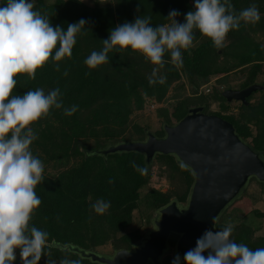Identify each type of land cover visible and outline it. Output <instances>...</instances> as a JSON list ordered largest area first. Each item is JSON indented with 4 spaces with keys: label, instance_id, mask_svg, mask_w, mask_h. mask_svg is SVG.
<instances>
[{
    "label": "trees",
    "instance_id": "trees-1",
    "mask_svg": "<svg viewBox=\"0 0 264 264\" xmlns=\"http://www.w3.org/2000/svg\"><path fill=\"white\" fill-rule=\"evenodd\" d=\"M94 1L92 4L85 0L33 2L34 10L46 13L53 27L59 25L67 30L69 23L85 19L87 24L83 31L87 35L77 37L72 58L59 62L60 71H56L55 65L49 61L43 68L37 69L35 80L29 79L26 73L19 74L16 77L18 85L13 90V94L23 95L30 89L43 88L47 93L59 87L64 107L78 105L79 109L72 116L64 115L63 108L52 109L48 118L30 125L38 135L31 145L33 154L44 165L51 163L55 168L51 172L45 166V180L35 189L42 204L31 223L50 234L51 245L46 250L48 256H43L39 264H47L49 259L60 264L65 258L79 260L80 264H102L82 256L74 248L97 251V246L107 242L114 247L111 253L119 248H132L146 232L131 225L133 211L141 196H145L146 203L155 209L173 198L178 202L186 199L193 173L179 163L174 154L156 153L147 163L144 154L136 150L107 154L100 152L110 143L143 139L151 128L133 115L143 109L150 99L157 104L164 101L172 85L177 92L172 95L175 101L171 110L168 109L170 106H160L158 109L163 121L173 123L186 113L190 105H203L204 112L215 113L229 120L238 135L261 151L264 158V99L262 102H258V99L251 101L253 91L263 93L264 89L253 90L246 97L247 103H238L237 111L229 108L232 101L225 102L222 94L224 88L233 86L228 77L234 68H242L238 88L257 82V74L264 73V0H231L237 14L255 3L260 11V21L255 25L241 22L238 30L228 34L226 47L221 48L220 52L210 38L196 30L195 47L191 49V54L183 52L180 67L173 65L170 54H166L167 64L161 69V74L167 76L166 83L155 85H150L148 81L155 66L131 49L123 54L109 52V63L97 69H89L84 61L92 51L102 50V40L107 39L110 30L117 25L134 22L137 16H150L154 27L168 24L170 20L167 17L171 10L181 13L176 19L183 23L184 15L194 10V0ZM5 3L6 0H0V6ZM66 69L68 75L64 76ZM213 76L217 78L216 83L209 81ZM182 77L189 85L190 94L184 91V81L177 82ZM201 85L202 88L208 86V91L199 90ZM197 96L202 99H197ZM212 99L219 104L217 109L210 108ZM160 128L153 131L161 135L162 126ZM133 162L146 171H137ZM155 163H158L161 172L164 170L169 176L173 186L168 191L150 186L142 193ZM251 180L264 189L263 181L251 177L249 183ZM247 186L234 201L247 192ZM98 201L110 202L106 213L98 214L93 210L92 205ZM228 207L220 214L215 225L217 230L232 224L235 226L232 239L236 243H243L253 250L264 247V234L254 235V227L246 223L243 216L228 212L227 216L232 218L228 220L223 217ZM249 211L264 216V211L259 208L250 209L247 213ZM146 222L151 223L149 215ZM176 236L172 233L168 239L171 250ZM16 256L14 264H22L19 249ZM173 259L171 251L162 257L163 264H172ZM181 264H186L183 257Z\"/></svg>",
    "mask_w": 264,
    "mask_h": 264
},
{
    "label": "clouds",
    "instance_id": "clouds-1",
    "mask_svg": "<svg viewBox=\"0 0 264 264\" xmlns=\"http://www.w3.org/2000/svg\"><path fill=\"white\" fill-rule=\"evenodd\" d=\"M194 6L184 15L183 23L176 19L181 13L171 10L168 24L154 27L150 16H137L134 22L117 25L102 40V50L92 51L84 63L89 69H97L109 63V52L123 54L131 49L155 66L148 77L149 84H164L167 76L161 74V69L167 64L166 54H170L173 65L182 66L183 52L191 54L195 47L196 30L221 49L226 47L228 34L238 30L241 22L255 25L261 19L255 3L238 14L231 0H194ZM34 9L31 0H6L0 6V264H14L17 249L22 264H39L43 256H48L50 234L31 223L42 204L35 189L45 180V165L31 150L38 135L30 125L48 118L52 109L63 108L66 116L79 110L78 105L64 107L59 87L47 93L36 88L23 95L13 94L19 74L26 73L35 80L37 69L49 61L60 71L59 62L72 58L77 37L87 35L83 31L87 21L83 18L69 23L64 30L59 25L53 27L46 13ZM63 75H68L67 69ZM133 167L141 173L146 171L134 162ZM92 208L104 214L110 202L98 201ZM212 220L216 225L219 216ZM234 227L228 224L217 232L206 230L196 246L184 254L186 264H264V247L253 250L236 243L232 239ZM47 264L55 261L49 259ZM60 264L80 261L65 258ZM172 264H181L179 254Z\"/></svg>",
    "mask_w": 264,
    "mask_h": 264
},
{
    "label": "water",
    "instance_id": "water-1",
    "mask_svg": "<svg viewBox=\"0 0 264 264\" xmlns=\"http://www.w3.org/2000/svg\"><path fill=\"white\" fill-rule=\"evenodd\" d=\"M257 88L264 89V84L228 87L222 94L228 100L247 103L246 96ZM162 130L161 136L147 130L143 139L110 143L100 152L136 150L144 154L147 163L156 153L174 154L193 173L185 203L173 198L157 208L151 218L152 226L132 248L105 254L75 247L82 256L102 264H163L162 257L170 251L173 257H183L206 230L218 231L212 218L220 217L243 193L251 177L264 182L262 152L244 141L229 120L204 112L203 105L189 106L173 123L163 121ZM171 233L177 234L172 250L168 241Z\"/></svg>",
    "mask_w": 264,
    "mask_h": 264
},
{
    "label": "rangeland",
    "instance_id": "rangeland-1",
    "mask_svg": "<svg viewBox=\"0 0 264 264\" xmlns=\"http://www.w3.org/2000/svg\"><path fill=\"white\" fill-rule=\"evenodd\" d=\"M34 1L35 0H31L32 3ZM45 1L52 2L53 0H45ZM85 1L89 2L90 4L95 2L94 0H85ZM98 1L101 2V0H98ZM104 1H106V0H103V2ZM220 51H221V49H219V52ZM240 67L241 66H238V68H234L233 70H231L229 72L228 78L230 80L231 85H233L231 87H236L237 84L242 79V77H241L242 73L240 72L241 71L240 69H242V68H240ZM216 75H217V77L219 76V74H216ZM256 78L260 83H262V80L264 79V73H262V72L258 73ZM216 79H217L216 76H213L209 79V81L216 83ZM181 81H184V83H185V87H184L185 90L184 91L186 93L190 94L191 90L189 88L188 83L186 82V79L184 77H182L181 80H179L177 82L180 83ZM236 88H238V87H236ZM204 89H206V87L202 88V85L199 88V90H204ZM176 92L177 91L173 88V85H172L169 88L166 99L164 101L157 104L154 99H150L151 101L149 100L150 102L146 103V106L143 109L138 110L133 115V117L139 119L140 122L148 123L149 127L151 128L150 130H154V129L160 130L161 129L160 127L162 126L163 119H162V116L159 115L158 109L160 108V106H170V107H168V109L171 110L172 102L175 101L174 100L175 97L172 95ZM192 98L195 99L194 96H192ZM262 98L264 99V92L262 93L259 90L252 92L251 101H255L256 99H258V102H262L263 101ZM197 99H202V98H201V96H197ZM230 101H232V102H230ZM225 102H230L229 108L233 111H237L238 103L242 102V101H240L238 99L228 100V98H225ZM194 105H198V104H194ZM218 106H219V104L216 102V100L212 99L211 104H210V108L211 109H217ZM45 166L47 167L48 171H51V172L55 171V168L51 165V163L45 164ZM150 186L159 188L162 191H168L173 186V184L171 183V181L169 179V176L164 172V170L162 172L160 171V167L158 166V163H155L152 165L151 176L149 178V181H148V184L146 185V187L142 188V193H145L147 191V187H150ZM174 188H176V187H174ZM145 198H146L145 196H141L140 200L138 201L137 207L133 211V221L131 223V225L139 227V229L141 231H143V230L147 231L150 229L151 223L146 222V218L148 215L151 218L154 215L155 210H156L152 205H149L146 203L147 200ZM230 205H231V207L230 206H229L230 208L228 207V211L223 213L224 218H226L228 220H230L232 218L230 215L227 216L228 212L234 213L237 216H243L244 221L246 223H248L250 226L254 227V229H255L254 235L264 234V216H260L258 214H255L253 211H249L247 213L248 210H250V209L252 210L254 208H259L261 211H264V189L261 188L260 184L251 180L249 185L247 186V192L244 193L239 199H237L236 201H234V203H232ZM96 249H97V251L102 252V253H111L113 251L114 247L112 246V244L110 242H107L105 244L97 246Z\"/></svg>",
    "mask_w": 264,
    "mask_h": 264
},
{
    "label": "flooded vegetation",
    "instance_id": "flooded-vegetation-1",
    "mask_svg": "<svg viewBox=\"0 0 264 264\" xmlns=\"http://www.w3.org/2000/svg\"><path fill=\"white\" fill-rule=\"evenodd\" d=\"M245 87V86H244ZM231 88H236V87H231ZM240 88H243V87H240ZM161 135H163V133L161 134ZM161 135H159V136H161ZM186 200V199H185ZM185 200L184 201H181V202H179L180 204H183V203H185ZM152 218V217H151ZM151 226H152V224H151ZM172 234V233H171ZM171 236V235H170ZM176 238H177V236H176ZM176 240V239H175ZM149 264V263H148Z\"/></svg>",
    "mask_w": 264,
    "mask_h": 264
}]
</instances>
